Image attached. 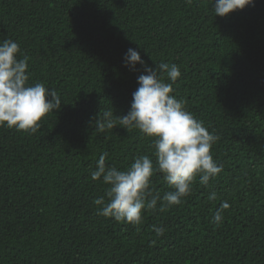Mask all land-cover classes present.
<instances>
[{"label":"trees","instance_id":"1","mask_svg":"<svg viewBox=\"0 0 264 264\" xmlns=\"http://www.w3.org/2000/svg\"><path fill=\"white\" fill-rule=\"evenodd\" d=\"M5 39L27 57L29 85L62 106L35 134L0 127V264H264V0L226 17L212 0H0ZM129 48L153 70L179 66L173 95L219 136L211 154L223 165L180 205L161 212L158 201L139 231L95 214L106 186L90 177L102 153L118 170L143 155L155 163L153 138L95 124L106 110L126 115L147 74L125 67ZM150 188L173 190L161 173Z\"/></svg>","mask_w":264,"mask_h":264},{"label":"clouds","instance_id":"2","mask_svg":"<svg viewBox=\"0 0 264 264\" xmlns=\"http://www.w3.org/2000/svg\"><path fill=\"white\" fill-rule=\"evenodd\" d=\"M191 4L192 0H186ZM254 0H212L215 16L226 17L237 10L252 5ZM17 42L11 39L0 41V127H8L30 134L41 128V121L49 113L58 111L62 104L60 96L49 90L43 83L29 85L28 59H17L20 54ZM125 67L135 70L144 66L147 74L137 78L139 87L132 94L130 110L126 115L116 116L111 110L103 112V119H96L97 130L101 133L117 127L127 131L139 130L146 137L153 138L152 157L143 155L134 158L126 170H118L106 164L107 153H102L95 167L90 171L93 181H102L106 186L104 195L94 199L96 215L112 218L115 222L137 227L143 223V213L180 205L182 198L192 192L194 182L208 187L222 171L211 154L219 136L210 133L203 122L187 111L185 102L173 95V84L181 77L175 63L157 64V69L145 65L140 52L129 48L124 56ZM165 77L170 82H165ZM161 173L163 180L173 190L161 198L150 188L151 178ZM212 191L208 201L217 200ZM230 208L227 201L212 213V223L219 226L224 213ZM155 234L163 236L166 229L153 225ZM137 231L139 228L137 227Z\"/></svg>","mask_w":264,"mask_h":264}]
</instances>
